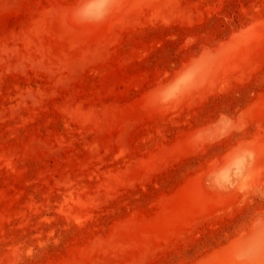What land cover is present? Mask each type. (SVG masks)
<instances>
[{"label":"rangeland","instance_id":"1","mask_svg":"<svg viewBox=\"0 0 264 264\" xmlns=\"http://www.w3.org/2000/svg\"><path fill=\"white\" fill-rule=\"evenodd\" d=\"M260 220L264 0H0V264H244Z\"/></svg>","mask_w":264,"mask_h":264},{"label":"clouds","instance_id":"2","mask_svg":"<svg viewBox=\"0 0 264 264\" xmlns=\"http://www.w3.org/2000/svg\"><path fill=\"white\" fill-rule=\"evenodd\" d=\"M255 229V236L245 242L238 250V259L244 264H255V262L247 261L246 258L256 253L262 257L259 264H264V220L258 221Z\"/></svg>","mask_w":264,"mask_h":264}]
</instances>
